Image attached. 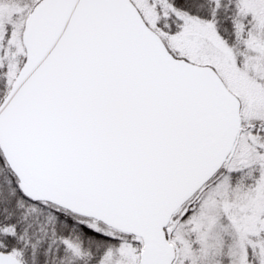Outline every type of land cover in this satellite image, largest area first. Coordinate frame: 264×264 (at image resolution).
I'll use <instances>...</instances> for the list:
<instances>
[{"label": "snow or ice", "instance_id": "1", "mask_svg": "<svg viewBox=\"0 0 264 264\" xmlns=\"http://www.w3.org/2000/svg\"><path fill=\"white\" fill-rule=\"evenodd\" d=\"M0 264H264V0H0Z\"/></svg>", "mask_w": 264, "mask_h": 264}]
</instances>
